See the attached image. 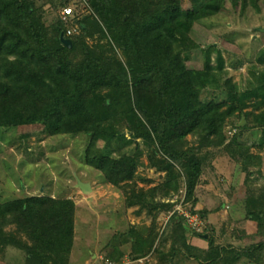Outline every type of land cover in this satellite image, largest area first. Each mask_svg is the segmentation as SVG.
<instances>
[{"label": "trees", "instance_id": "1", "mask_svg": "<svg viewBox=\"0 0 264 264\" xmlns=\"http://www.w3.org/2000/svg\"><path fill=\"white\" fill-rule=\"evenodd\" d=\"M182 1L51 0L58 15L47 26L34 0H0V131L40 125L49 136L88 135L85 164L123 189L128 207L138 206L137 213L146 210L151 215L148 229L131 226L127 232L132 259L155 251L160 264H175L181 256L198 264H264V239L243 248L217 243L207 221L213 210L207 208L190 211L206 222L207 230L194 231L174 212L154 247L157 215L174 206L160 199L176 193L183 179L186 201L192 207L196 203L195 189L207 162L204 149L235 152L245 171L260 163L248 145L234 140L225 144L228 123L236 129L260 126L257 145L264 148V115L251 123L252 113L242 100L253 96L264 102V48L255 57L262 67L252 64L254 79L242 89L226 77L225 59L214 44L203 49L202 68L188 67L184 56L194 44L190 34L197 23L228 4L240 12L252 5L259 12V1L201 0L188 9ZM71 5L72 15L62 20V9ZM83 9L90 12L78 22L79 32L67 35L74 24L71 17ZM60 34L71 40V47L61 42ZM206 88H217L223 98L203 101L200 94ZM242 117L245 122L239 126ZM115 119L127 135L104 127ZM100 140L104 145L96 152ZM143 155L148 166L164 173L159 183L147 188L134 182ZM248 201V217L258 222L264 236V223H259L264 191ZM74 213L72 198L30 195L0 201V243L22 250L26 264H68ZM124 232L115 233L104 247L107 260L122 259ZM189 233L205 235L207 246L190 244Z\"/></svg>", "mask_w": 264, "mask_h": 264}, {"label": "rangeland", "instance_id": "2", "mask_svg": "<svg viewBox=\"0 0 264 264\" xmlns=\"http://www.w3.org/2000/svg\"><path fill=\"white\" fill-rule=\"evenodd\" d=\"M50 1L34 0L42 21L47 26L51 25L58 15ZM200 1L183 0V9L191 8ZM258 1L261 9L259 12L252 5L240 12L239 8L230 7L228 4L226 9L216 16L197 23L190 34L194 44L191 50L184 54L187 66L202 68V51L207 45L214 44L222 51L225 59L226 77L232 78L239 88L246 87L248 79H254L251 66L256 64V53L260 48H264V31H261L264 28V1ZM89 12L90 10L83 9L71 17L74 24L70 26L75 32H79L78 22ZM87 42L91 44L93 39ZM256 65L258 68L262 67L258 63ZM200 97L203 101H209L221 99L223 95L217 88H206L201 91ZM242 100L245 110L252 113L249 116L251 123L264 115V102L260 97L250 96ZM104 127L109 131H123L126 134L125 127L118 119L110 120ZM229 127L230 123L224 129L227 137L225 144L234 140L235 143L248 145L250 152L259 157L260 163L250 164L245 171L241 164L242 158L235 152L229 154L223 147L204 149L207 162L195 189L197 201L194 206L185 199L183 179L180 180L176 193L167 198L157 197L163 202L173 203L174 206L166 214L159 212L157 215L155 229L158 237L154 247L161 243L160 236L176 208H181L186 213L205 208L213 210L209 223L214 226L213 235L219 244L243 248L264 239L258 231V222L251 220L247 214L250 208L249 196L259 195L264 191V148L257 145L262 129L260 126H250L246 129ZM187 139L192 144L196 141V138L190 135ZM88 142L89 136L85 133L49 136L40 125L0 131V201L30 195L72 198L75 203L74 238L68 264H160L155 251L132 259L134 251L130 241L122 246V259L118 262L106 259L105 243H109L115 233L125 231L124 237H127L131 226L142 225L148 229L151 225V215L146 210L137 213L138 206L128 207L124 190L107 183L99 170L85 164L84 154ZM103 145V141H98L96 152L101 150ZM140 162L134 178L137 187L147 188L162 180L164 173L156 172L153 167L148 166L145 155L140 157ZM141 178L151 180L152 183L146 184ZM78 179L90 183L91 190L88 193H83L77 187ZM215 210L219 213H215ZM190 213L193 216L196 214ZM196 217L200 225L198 232L207 230L206 222L199 219L198 215ZM184 222L188 225L187 221ZM260 222L264 223V217ZM188 239L193 245L207 246L206 241L193 233H189ZM168 244L169 242L164 246ZM91 252L94 257H91ZM27 262L26 254L22 250L0 243V264ZM175 264L197 262L181 256L175 260ZM243 264L252 263L246 260Z\"/></svg>", "mask_w": 264, "mask_h": 264}, {"label": "built area", "instance_id": "3", "mask_svg": "<svg viewBox=\"0 0 264 264\" xmlns=\"http://www.w3.org/2000/svg\"><path fill=\"white\" fill-rule=\"evenodd\" d=\"M72 13H73V8L71 6L64 7L62 9V11H61L62 20L66 21L68 16L72 15ZM73 32H75L74 28H68L66 30V34L67 35H70ZM174 212H178V214L182 215L186 219V221L188 222L189 227H191L195 231H199V229H200L199 226L200 225H199V223H197V221H198V218L196 217L197 214H194V216H193L190 212L186 213L185 211H182L181 208L174 209L172 213H174Z\"/></svg>", "mask_w": 264, "mask_h": 264}, {"label": "water", "instance_id": "4", "mask_svg": "<svg viewBox=\"0 0 264 264\" xmlns=\"http://www.w3.org/2000/svg\"><path fill=\"white\" fill-rule=\"evenodd\" d=\"M261 31H264V28L261 29ZM60 40L61 42L66 45L67 47H71V40L69 38H66L63 36V34H60ZM245 122L244 118L242 117L241 118V121L239 122V126L240 125H243ZM77 187L80 188V190L83 192V193H88L90 190H91V185L89 182H83L81 180H77V183H76Z\"/></svg>", "mask_w": 264, "mask_h": 264}, {"label": "crops", "instance_id": "5", "mask_svg": "<svg viewBox=\"0 0 264 264\" xmlns=\"http://www.w3.org/2000/svg\"><path fill=\"white\" fill-rule=\"evenodd\" d=\"M212 213H214V212H211V213L208 215V218H207V219H208V220H207L208 222H209V219L211 218V214H212ZM215 213H219V211L216 210ZM213 227H214V226H213ZM194 236H196V235H194ZM198 237H200V236H198ZM204 237H205V235H204ZM204 237H203V238L200 237V239L203 240V241L205 242V239H206V238H204ZM123 240L125 241V243L123 244V246H125V245L129 242V237H128V236H127V237H123ZM109 241H110V240H109ZM188 242H189V239H188ZM189 243H190V242H189ZM190 244H192V243H190ZM192 245H193V244H192ZM206 245H207V242H206ZM105 246H106V243H105ZM195 246L200 247V248H205V247H201V246H199V245H195ZM91 257H94V254H93L92 252H91ZM197 264H198V263H197Z\"/></svg>", "mask_w": 264, "mask_h": 264}]
</instances>
